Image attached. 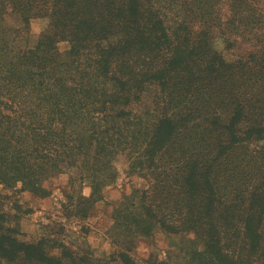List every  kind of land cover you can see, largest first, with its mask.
<instances>
[{"label": "trees", "instance_id": "1", "mask_svg": "<svg viewBox=\"0 0 264 264\" xmlns=\"http://www.w3.org/2000/svg\"><path fill=\"white\" fill-rule=\"evenodd\" d=\"M259 1L0 0V184L44 195V173L67 164L93 179L95 203L125 154L146 186L114 208L115 243L185 232L191 256L173 264H264ZM8 12L46 19L34 48ZM217 30L226 48L250 49L226 60ZM4 196L0 264H63L44 240L17 238ZM130 249L94 264H138Z\"/></svg>", "mask_w": 264, "mask_h": 264}, {"label": "rangeland", "instance_id": "2", "mask_svg": "<svg viewBox=\"0 0 264 264\" xmlns=\"http://www.w3.org/2000/svg\"><path fill=\"white\" fill-rule=\"evenodd\" d=\"M259 5L264 11V0H260ZM4 23L9 30L22 29L20 43L28 48L37 45L46 27L45 18H30L24 23L15 12L6 13ZM214 45L228 61L250 49L246 43L226 48L224 36L218 30ZM57 47L64 52L69 49V43L62 40ZM151 98L147 96L148 103H151ZM143 107L134 106L136 110H145ZM115 160L118 175L102 186L103 198L95 203L89 200L94 191V181L85 177L77 166L63 164L59 171L45 172L39 182L44 195L30 188L21 189L20 183L16 187L0 184V195H5L1 199L2 208L9 215V224L15 228L17 238L25 242L44 240L48 252L55 258H62L63 264L98 263L99 259L107 260L127 247L131 248L129 253L138 264H161L165 261L173 264L179 256L189 258L191 235L185 232L167 235L158 231L151 237L138 236L130 241L132 244L113 241L114 208L123 207L130 200L139 202L140 191L146 186L141 173L129 172L125 154L118 155ZM60 244L66 247V256L62 255L64 248Z\"/></svg>", "mask_w": 264, "mask_h": 264}]
</instances>
